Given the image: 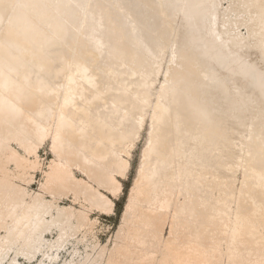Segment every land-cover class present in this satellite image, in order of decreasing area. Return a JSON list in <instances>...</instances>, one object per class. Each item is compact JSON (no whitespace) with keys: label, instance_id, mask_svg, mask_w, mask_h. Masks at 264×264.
I'll list each match as a JSON object with an SVG mask.
<instances>
[{"label":"bare ground","instance_id":"bare-ground-1","mask_svg":"<svg viewBox=\"0 0 264 264\" xmlns=\"http://www.w3.org/2000/svg\"><path fill=\"white\" fill-rule=\"evenodd\" d=\"M61 255L264 264V0H0V264Z\"/></svg>","mask_w":264,"mask_h":264},{"label":"rangeland","instance_id":"rangeland-1","mask_svg":"<svg viewBox=\"0 0 264 264\" xmlns=\"http://www.w3.org/2000/svg\"><path fill=\"white\" fill-rule=\"evenodd\" d=\"M226 5V1L222 2V6ZM159 82L157 83V87L160 85V81L162 79V76L159 77ZM147 122L143 124L142 129H141V134L136 142L134 148L132 149L129 157V163H130V168L129 172L127 175V178L124 181H121L122 184V193L120 197L114 201L115 208H114V214L111 216H95L91 215V218L94 220L96 219V223L94 227H92V230L87 234L86 236V241L88 242H95L98 241L102 244L108 243L110 240H115V233L118 229L119 226V221H120V216L122 209L124 207V204L126 202V198L129 192V189L132 185L133 179L136 175V171L139 165V160L141 156V151L145 145V137L147 133ZM48 142L44 145V147L39 150L37 156H38V161L41 164L42 169L47 168L48 162H50L53 158L49 152V147H48ZM78 175V174H77ZM237 177H239V173L237 174ZM42 177H40V173L38 172L37 174V179L36 181H41ZM238 183V182H237ZM236 183V184H237ZM34 189H37V185H33ZM67 204L68 202L65 201ZM56 238L54 235L52 236H47V240H52V238ZM91 237V238H90ZM84 239V240H85ZM81 240V237L79 238ZM85 241V242H86ZM79 253L84 254L85 250L83 247H78ZM68 260V255H61L59 258V261H61V264L65 261ZM21 264H25L23 261H21Z\"/></svg>","mask_w":264,"mask_h":264}]
</instances>
